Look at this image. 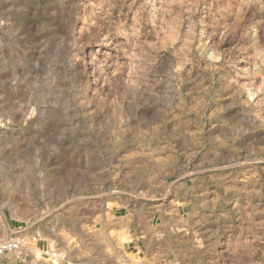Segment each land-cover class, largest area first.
I'll return each mask as SVG.
<instances>
[{
	"label": "rangeland",
	"instance_id": "rangeland-1",
	"mask_svg": "<svg viewBox=\"0 0 264 264\" xmlns=\"http://www.w3.org/2000/svg\"><path fill=\"white\" fill-rule=\"evenodd\" d=\"M2 239L30 264H264V0H0Z\"/></svg>",
	"mask_w": 264,
	"mask_h": 264
},
{
	"label": "crops",
	"instance_id": "crops-1",
	"mask_svg": "<svg viewBox=\"0 0 264 264\" xmlns=\"http://www.w3.org/2000/svg\"><path fill=\"white\" fill-rule=\"evenodd\" d=\"M145 218H148L147 222L145 221ZM111 219L113 221H116L117 223L120 222L124 224L122 227L118 226L117 228L114 229L117 230V232L133 233V232H138L139 229L145 230L146 228H150V216L145 217L143 215V209L135 213L131 212V213H126L124 215L120 214V212H115L111 217ZM157 219H160V216L159 214L156 213L152 219V223ZM136 241L137 242H134L133 244V249L139 252V250L142 249L143 240L138 239ZM0 262L3 264H30L28 263L27 255H25L23 251L15 256L9 255L8 258H3Z\"/></svg>",
	"mask_w": 264,
	"mask_h": 264
},
{
	"label": "built area",
	"instance_id": "built-area-1",
	"mask_svg": "<svg viewBox=\"0 0 264 264\" xmlns=\"http://www.w3.org/2000/svg\"><path fill=\"white\" fill-rule=\"evenodd\" d=\"M20 245L18 242H16L14 239H2L0 240V258L6 256L7 254L14 253L16 251H19ZM46 255L56 259L57 254L56 253H50L49 252H43Z\"/></svg>",
	"mask_w": 264,
	"mask_h": 264
}]
</instances>
